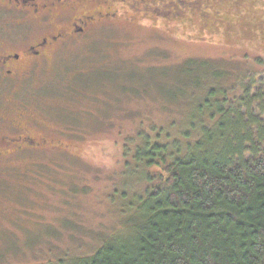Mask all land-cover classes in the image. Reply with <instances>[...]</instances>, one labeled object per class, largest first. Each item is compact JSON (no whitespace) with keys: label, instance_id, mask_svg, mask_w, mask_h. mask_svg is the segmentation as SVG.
<instances>
[{"label":"rangeland","instance_id":"rangeland-1","mask_svg":"<svg viewBox=\"0 0 264 264\" xmlns=\"http://www.w3.org/2000/svg\"><path fill=\"white\" fill-rule=\"evenodd\" d=\"M161 1L115 2L107 8L115 15L0 89V132L20 120L58 145L0 154V264H73L121 227L124 191L130 200L158 184L149 171L129 177L134 149L147 138L172 147L194 141L209 121L194 112L205 84L173 97L186 60L230 70L213 83L230 97L242 94L249 74L264 91V30L211 28L197 10L184 19L151 13L149 4ZM14 20L0 13V34L14 31Z\"/></svg>","mask_w":264,"mask_h":264},{"label":"trees","instance_id":"trees-1","mask_svg":"<svg viewBox=\"0 0 264 264\" xmlns=\"http://www.w3.org/2000/svg\"><path fill=\"white\" fill-rule=\"evenodd\" d=\"M260 3L166 0L149 8L177 19L197 10L211 28L238 33L264 30ZM178 72L174 99L205 84L207 98L194 112L209 121L200 123L194 141L172 147L147 138L134 149L129 177H149V171L158 184L130 200L124 191L121 227L105 232L92 254L71 258L73 264H264V91L249 74L242 94L228 96L229 89L213 84L230 72L218 60L189 59Z\"/></svg>","mask_w":264,"mask_h":264},{"label":"flooded vegetation","instance_id":"flooded-vegetation-1","mask_svg":"<svg viewBox=\"0 0 264 264\" xmlns=\"http://www.w3.org/2000/svg\"><path fill=\"white\" fill-rule=\"evenodd\" d=\"M132 1L0 0V13L15 17L9 22L14 31L3 27L6 32L0 34V89L6 86L7 80L16 79L51 59V55L58 54L70 41L79 39L111 14L115 15L107 11L115 2L131 4ZM154 10L162 11L158 6ZM13 125L15 131L0 132V154L34 149L48 153L51 147H58L51 144L49 135L25 128L20 120H14Z\"/></svg>","mask_w":264,"mask_h":264}]
</instances>
